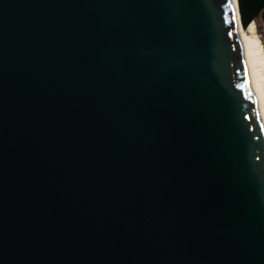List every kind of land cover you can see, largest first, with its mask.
I'll list each match as a JSON object with an SVG mask.
<instances>
[{"label":"water","instance_id":"1","mask_svg":"<svg viewBox=\"0 0 264 264\" xmlns=\"http://www.w3.org/2000/svg\"><path fill=\"white\" fill-rule=\"evenodd\" d=\"M245 68L232 0H0V264H264Z\"/></svg>","mask_w":264,"mask_h":264},{"label":"bare ground","instance_id":"2","mask_svg":"<svg viewBox=\"0 0 264 264\" xmlns=\"http://www.w3.org/2000/svg\"><path fill=\"white\" fill-rule=\"evenodd\" d=\"M232 2L245 64L247 67L253 94L255 96V101L257 103L259 114L264 127V92L261 88V82L259 80V67L261 65L264 66L262 46L260 41L256 37H253L251 34H249L255 31L254 24L250 23L246 26L247 28L243 27L239 13L238 0H232Z\"/></svg>","mask_w":264,"mask_h":264},{"label":"rangeland","instance_id":"3","mask_svg":"<svg viewBox=\"0 0 264 264\" xmlns=\"http://www.w3.org/2000/svg\"><path fill=\"white\" fill-rule=\"evenodd\" d=\"M251 23L254 24L255 31L249 34H251L253 37H256L260 41L261 46H262L263 61H264V16H260L259 18L255 19V21ZM259 73H260L259 80L261 82V88L264 92V66L263 65L259 67Z\"/></svg>","mask_w":264,"mask_h":264},{"label":"trees","instance_id":"4","mask_svg":"<svg viewBox=\"0 0 264 264\" xmlns=\"http://www.w3.org/2000/svg\"><path fill=\"white\" fill-rule=\"evenodd\" d=\"M260 16H264V9L261 11V13L259 14V16L256 17V19L259 18Z\"/></svg>","mask_w":264,"mask_h":264},{"label":"snow or ice","instance_id":"5","mask_svg":"<svg viewBox=\"0 0 264 264\" xmlns=\"http://www.w3.org/2000/svg\"><path fill=\"white\" fill-rule=\"evenodd\" d=\"M245 75H247V69L245 68Z\"/></svg>","mask_w":264,"mask_h":264}]
</instances>
